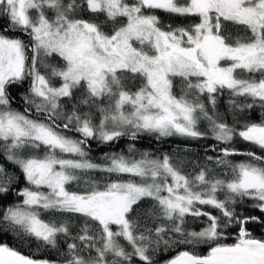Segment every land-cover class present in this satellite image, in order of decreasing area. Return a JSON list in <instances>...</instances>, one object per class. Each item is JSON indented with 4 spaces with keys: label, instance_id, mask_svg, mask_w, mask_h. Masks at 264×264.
Wrapping results in <instances>:
<instances>
[{
    "label": "snow or ice",
    "instance_id": "obj_1",
    "mask_svg": "<svg viewBox=\"0 0 264 264\" xmlns=\"http://www.w3.org/2000/svg\"><path fill=\"white\" fill-rule=\"evenodd\" d=\"M156 10L197 17L198 22L165 30ZM101 14L104 20L97 22ZM226 23L242 25L250 35L231 41L224 34ZM12 31L28 39L7 35ZM49 57H59L63 66L47 63ZM245 72L249 79L241 78ZM176 78L180 96L173 91ZM57 79L59 86L53 83ZM137 79L141 83L133 92L125 80ZM26 80L23 99L29 107L13 110L9 89ZM80 89L83 95L77 100ZM224 89L233 98H251L243 105L229 100L240 111L257 103L264 108V0H0V152L29 185L18 192L21 204L0 212V235L11 231L21 242L33 237L51 248L58 247L60 237H71V256L64 264H155L161 245L192 249L180 251L167 264H264V239L253 237L247 227L264 225V218L236 210L250 200L264 213V120L239 129L223 122L216 108ZM32 108L40 119L29 117ZM202 119L216 141L230 145L239 136L261 154L225 146L215 159L208 156V162L229 170L227 179H209L206 167L190 179L166 153L152 158L144 152L139 160L105 153L100 163L89 155L91 140L106 144L129 132L133 140L141 132L155 133L157 139L203 138ZM205 150L215 152L216 146ZM235 155L249 159L233 164L229 157ZM93 172L117 178L101 186L91 178ZM121 174L138 180H122ZM84 176L83 191L68 190ZM13 182L0 165V194L8 193ZM218 192H225V198L218 199ZM197 204L218 209L220 215ZM42 211L80 214L87 220L71 236L67 222L46 220ZM188 216L207 217L208 223L189 230ZM233 227L238 229L236 242L223 243ZM200 245L208 246L207 255L196 253ZM85 248L95 256L85 259L78 251ZM0 264L56 261L34 259L0 243Z\"/></svg>",
    "mask_w": 264,
    "mask_h": 264
},
{
    "label": "trees",
    "instance_id": "obj_2",
    "mask_svg": "<svg viewBox=\"0 0 264 264\" xmlns=\"http://www.w3.org/2000/svg\"><path fill=\"white\" fill-rule=\"evenodd\" d=\"M132 2V0H129ZM155 14L161 20V26L167 30V25H171L173 28L177 26L187 27L191 24L198 22L197 17H182L176 16L173 14H169L160 10H156ZM84 18L88 19L90 17L85 16ZM104 20V16L101 14L97 19V22ZM121 22H125L123 18H121ZM112 27L111 23L107 24L105 30L108 31ZM224 34L230 38L231 41H235L236 39H246L250 33L246 31L244 26L236 25L232 23H226V28ZM7 35L19 37L25 39L23 35L19 31L8 32ZM51 64L57 67H62L63 62L60 61L56 57L51 58ZM125 76H130V74H124ZM241 77L245 79H249L250 76L248 73H241ZM256 79L260 78V74H255ZM125 83L128 85L131 91L135 90L139 87L141 81L139 79L133 81L125 80ZM54 84H57L55 81ZM173 91L177 96L181 95L180 90V80L176 78L174 80ZM28 89V81L26 80L22 87H12L9 89L10 96L12 97L10 106L20 112H24L25 108L29 107L23 96L27 93ZM83 90H76L75 96L76 99L79 100L82 98ZM191 99V97H189ZM201 99H204L203 97ZM230 99H235L238 104H247L251 103V98L245 97H235L233 98L231 92L228 89H224L222 94L217 98V108L216 111L222 117V121L228 123L230 126L236 127L239 129L245 123H260L264 120V108H262L259 103H257L252 109L245 108L243 111H240L237 108H234L233 105L229 103ZM63 103H67L65 98ZM75 102V101H74ZM206 102V101H205ZM105 106L109 103L107 99L103 101ZM81 111H88V108L85 106H81ZM31 114H28L30 118L40 119L41 117L35 113V109L32 108L29 111ZM94 123H99V115L97 114L94 118ZM199 128L201 131L207 133V135L203 138L199 139H191L185 138L181 136H171V137H161L157 139V134L155 133H147L141 132L137 134L136 139L130 138V132L121 136L118 140L112 141L110 143H101L98 140L90 141L89 155L93 159L94 162L100 163L102 159L107 154H120L124 155L130 159L139 160L141 158V154L144 152H148L151 154L152 158H162L163 154H168L172 158V163L182 172V174L187 175L190 179L194 178L197 175L202 167H206L210 171L208 172L209 179H227L229 170L224 168L223 166H217L213 162H208L207 157L212 156L214 159L220 155L219 149L221 147H234L241 152L254 151L257 154H261V150L251 144L250 142H246L242 140L239 136L234 137L233 141L230 145H224L218 141H216L212 133L210 131V124L207 120H201L199 122ZM72 138H78V134L68 132L66 133ZM216 146V151H206V148L210 146ZM130 146L134 149L133 151H129ZM38 155H43L41 151ZM65 157H69L65 155ZM249 158L244 155H235L229 157V160L235 164L243 161H247ZM0 165L5 167L6 172L14 178V182L10 185V191L5 194H0V212L7 206H12L16 204H20L22 202V197L18 195V192L21 191L24 187H28L27 181L23 179L22 173L19 167L13 164L10 161H7L6 157L0 152ZM91 178L99 181L100 185L103 186L107 180H115L117 178L116 174H107L100 172L91 173ZM88 179V176H84V178L79 182H73L68 185L69 191H83L85 188L84 180ZM120 179L122 180H138L136 177L129 176L128 174H121ZM218 199L225 198V192L217 193ZM254 202L250 200H245L244 202L236 205V210L238 213H241L244 216H257L264 218V213H262L259 209L253 206ZM197 207L201 208L204 211L211 212L213 215L219 216L220 211L218 209L212 208L209 205H198ZM42 218L44 219H55L62 220L69 224L71 230V236H76L80 229L83 227L86 217L81 216L80 214L73 213H54V212H43ZM94 224V222H90ZM208 223L207 217H186V227L189 230L199 231L201 228L205 227ZM249 231L252 236L258 239H264V225L258 223H250L247 225ZM115 228V226H113ZM231 238L224 239L222 242L226 244L235 243V233L238 232V229L233 227L228 230ZM71 237L65 238L60 237L58 239V247L51 248L49 246H44L41 241L35 240L33 237L25 238L24 242L16 236L14 232L9 231L7 235H0V243H6L9 247H13L21 254L30 256L34 259H48L51 261H56V264H64V261L67 258H70L71 254L68 250V243H71ZM79 245V241H76ZM120 243L126 248L127 251H131V247L127 244L123 239L120 240ZM183 250H192L190 246L181 245L179 247H173L169 249H165L163 245H161L160 249L154 255L155 264H166L167 261L174 258L180 251ZM207 245L198 246L195 251L199 255H207L208 253ZM80 254L87 259L89 255L95 256V251L92 250L89 252L88 249L80 250ZM109 259H112L111 254L108 256ZM137 264L139 262L137 261Z\"/></svg>",
    "mask_w": 264,
    "mask_h": 264
},
{
    "label": "rangeland",
    "instance_id": "obj_3",
    "mask_svg": "<svg viewBox=\"0 0 264 264\" xmlns=\"http://www.w3.org/2000/svg\"><path fill=\"white\" fill-rule=\"evenodd\" d=\"M181 2H183V0H181ZM49 15H51V13H49ZM51 58L52 57H49V58H47V63H49V64H51ZM56 58H58L59 60H60V58L59 57H56ZM61 61V60H60ZM40 71L42 72V74H48V71H50V70H46L44 67H41L40 68ZM241 78H243V79H245L244 77H241ZM57 82V84H55L56 86H59V83H60V81L57 79V80H54L53 81V83L54 82ZM137 90V88L135 89V90H133V92L134 91H136ZM11 107V106H10ZM12 108V107H11ZM13 109V108H12ZM13 110H15V109H13ZM128 110V108L126 107V111ZM17 111V110H16ZM62 155H67V156H69L68 158H75L74 156H72L71 154H62ZM67 158V157H66ZM192 179V178H191ZM43 191H46V189H42ZM195 190H200V189H195ZM22 203V202H21ZM20 203V204H21ZM167 264V263H166Z\"/></svg>",
    "mask_w": 264,
    "mask_h": 264
},
{
    "label": "water",
    "instance_id": "obj_4",
    "mask_svg": "<svg viewBox=\"0 0 264 264\" xmlns=\"http://www.w3.org/2000/svg\"><path fill=\"white\" fill-rule=\"evenodd\" d=\"M20 33H21V32H20ZM21 35H23V36H24L25 40H27V39H28L26 35H24V34H22V33H21ZM29 82H30V81H28V84H29ZM28 114H31V113H30V112H28Z\"/></svg>",
    "mask_w": 264,
    "mask_h": 264
}]
</instances>
